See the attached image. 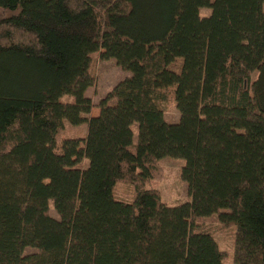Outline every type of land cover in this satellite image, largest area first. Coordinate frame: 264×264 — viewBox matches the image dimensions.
Here are the masks:
<instances>
[{
  "label": "trees",
  "instance_id": "16d2710c",
  "mask_svg": "<svg viewBox=\"0 0 264 264\" xmlns=\"http://www.w3.org/2000/svg\"><path fill=\"white\" fill-rule=\"evenodd\" d=\"M94 55L129 73L95 106ZM213 215L264 264V0H0V264H228Z\"/></svg>",
  "mask_w": 264,
  "mask_h": 264
},
{
  "label": "rangeland",
  "instance_id": "374dc122",
  "mask_svg": "<svg viewBox=\"0 0 264 264\" xmlns=\"http://www.w3.org/2000/svg\"><path fill=\"white\" fill-rule=\"evenodd\" d=\"M210 10L201 9L200 15H209ZM92 71L95 76V84L86 92L87 97L92 100L95 106L100 98L104 97L121 79L128 76L129 73L121 70L113 59L101 60L98 55L93 56ZM255 78V74L251 76V81ZM165 111V119L168 123H175L178 121L179 113L172 102H167L161 105ZM98 114V110L94 107L91 115ZM86 126L72 127L66 125L63 137L84 135ZM162 169L161 177L158 181L152 182L147 187L157 189L160 193L162 202L169 206H176L180 203L188 201V190L185 182L180 177V172L184 166V160L164 158L160 161ZM131 196V187L127 185H118L115 191L117 199H126ZM50 206L52 204L50 203ZM50 214L53 218L57 219L56 213L51 208ZM196 224L203 230L210 232L221 251L226 255V262L232 263L233 255V242L235 227L223 226L218 222L217 216L213 215L207 218L196 219ZM31 249H26V253L31 252Z\"/></svg>",
  "mask_w": 264,
  "mask_h": 264
}]
</instances>
